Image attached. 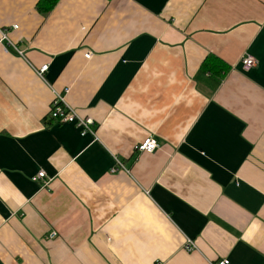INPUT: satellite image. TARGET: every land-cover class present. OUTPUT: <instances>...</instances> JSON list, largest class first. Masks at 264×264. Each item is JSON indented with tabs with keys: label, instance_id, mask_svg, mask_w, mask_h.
Segmentation results:
<instances>
[{
	"label": "crops",
	"instance_id": "0c3cea01",
	"mask_svg": "<svg viewBox=\"0 0 264 264\" xmlns=\"http://www.w3.org/2000/svg\"><path fill=\"white\" fill-rule=\"evenodd\" d=\"M38 1L0 0V264H264V0Z\"/></svg>",
	"mask_w": 264,
	"mask_h": 264
},
{
	"label": "built area",
	"instance_id": "2783aa9c",
	"mask_svg": "<svg viewBox=\"0 0 264 264\" xmlns=\"http://www.w3.org/2000/svg\"><path fill=\"white\" fill-rule=\"evenodd\" d=\"M14 28H17V25H14ZM0 33L4 38H6L9 41V39L7 38L6 31L0 30ZM10 46H12V48L20 54L24 53V51L20 49L18 46L12 43H10ZM87 57L90 58L91 53H88ZM255 61L256 59L254 58V56L248 54L242 59V66L245 70H249L255 65ZM47 69H48V64H44L39 68L38 72L40 75L44 76ZM67 91L68 89H66V92ZM49 117L51 120L56 121L58 123L74 124L80 129L81 135H86V134H91L94 136L96 135L97 129L95 128L96 127L95 120L90 116H85V117L80 116L77 113V111L66 102L65 95L62 93H57L56 96L54 97L51 104ZM160 147L161 145L156 139H154L153 137H147L146 139H144L142 143L137 145L135 148L136 151L153 153L158 149H160ZM116 162H117V166L111 169L113 173L123 169L122 164L117 159ZM44 177H45L44 171H40L37 175L38 179H43ZM56 235L57 233L55 231L52 232L51 238L55 237ZM186 250L188 251L192 250V247L186 246ZM212 264H231V263L229 259L223 258Z\"/></svg>",
	"mask_w": 264,
	"mask_h": 264
},
{
	"label": "trees",
	"instance_id": "16d2710c",
	"mask_svg": "<svg viewBox=\"0 0 264 264\" xmlns=\"http://www.w3.org/2000/svg\"><path fill=\"white\" fill-rule=\"evenodd\" d=\"M57 2L58 0H39L36 8L42 16H47Z\"/></svg>",
	"mask_w": 264,
	"mask_h": 264
},
{
	"label": "rangeland",
	"instance_id": "374dc122",
	"mask_svg": "<svg viewBox=\"0 0 264 264\" xmlns=\"http://www.w3.org/2000/svg\"><path fill=\"white\" fill-rule=\"evenodd\" d=\"M18 27V26H17ZM13 28H14V26H13ZM87 55L88 54H86L85 56L87 57ZM88 58V57H87ZM86 135H91V134H86ZM82 136H85V135H82ZM46 176V175H45ZM43 181H44V183L45 184H48V182H47V180L45 179V177L43 178ZM48 237H50L51 238V234H49V236ZM54 238V237H53ZM191 246V245H190ZM192 247V246H191ZM189 251H191V250H189Z\"/></svg>",
	"mask_w": 264,
	"mask_h": 264
}]
</instances>
